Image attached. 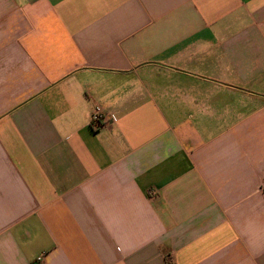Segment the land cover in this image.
Here are the masks:
<instances>
[{
	"label": "crops",
	"instance_id": "crops-1",
	"mask_svg": "<svg viewBox=\"0 0 264 264\" xmlns=\"http://www.w3.org/2000/svg\"><path fill=\"white\" fill-rule=\"evenodd\" d=\"M0 264H264V0H0Z\"/></svg>",
	"mask_w": 264,
	"mask_h": 264
},
{
	"label": "built area",
	"instance_id": "built-area-1",
	"mask_svg": "<svg viewBox=\"0 0 264 264\" xmlns=\"http://www.w3.org/2000/svg\"><path fill=\"white\" fill-rule=\"evenodd\" d=\"M108 119L105 117L104 111L102 108L100 107H96L95 110L93 111V113L91 114L90 117V126L97 130L103 126H106L108 124ZM152 196L155 197L156 196V192L152 193ZM42 257L38 258V261H41Z\"/></svg>",
	"mask_w": 264,
	"mask_h": 264
}]
</instances>
